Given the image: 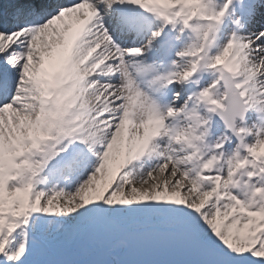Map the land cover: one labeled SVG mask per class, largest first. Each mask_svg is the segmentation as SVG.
<instances>
[{
  "label": "snow or ice",
  "instance_id": "1",
  "mask_svg": "<svg viewBox=\"0 0 264 264\" xmlns=\"http://www.w3.org/2000/svg\"><path fill=\"white\" fill-rule=\"evenodd\" d=\"M0 264H264V0H0Z\"/></svg>",
  "mask_w": 264,
  "mask_h": 264
}]
</instances>
